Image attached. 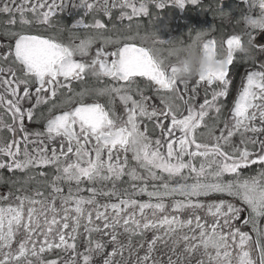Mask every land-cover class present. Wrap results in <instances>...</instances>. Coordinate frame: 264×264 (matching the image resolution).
<instances>
[{
    "label": "snow or ice",
    "instance_id": "6c2138e0",
    "mask_svg": "<svg viewBox=\"0 0 264 264\" xmlns=\"http://www.w3.org/2000/svg\"><path fill=\"white\" fill-rule=\"evenodd\" d=\"M225 4L183 84L143 20L202 0H0V264H264V0Z\"/></svg>",
    "mask_w": 264,
    "mask_h": 264
},
{
    "label": "clouds",
    "instance_id": "9594fccd",
    "mask_svg": "<svg viewBox=\"0 0 264 264\" xmlns=\"http://www.w3.org/2000/svg\"><path fill=\"white\" fill-rule=\"evenodd\" d=\"M206 34L207 29H189L187 40L182 36L173 37L164 46L167 48L165 64L171 63L175 67L176 81L189 84L201 75L221 72L227 67L222 44L218 43L214 52H205L203 44ZM236 53L245 61H254L257 56L255 45L251 41L242 40Z\"/></svg>",
    "mask_w": 264,
    "mask_h": 264
},
{
    "label": "flooded vegetation",
    "instance_id": "af4514ba",
    "mask_svg": "<svg viewBox=\"0 0 264 264\" xmlns=\"http://www.w3.org/2000/svg\"><path fill=\"white\" fill-rule=\"evenodd\" d=\"M213 3L214 0H202V6L204 10H201L200 7L195 6L188 7L184 10L171 7L165 10L153 9L154 17L158 13L160 19H154L153 23L150 24L148 22V19L144 18V27L141 29V32L143 34L144 32L159 30V34L162 39L169 40L173 37L182 36L185 40H187L189 38V29H208L212 26L225 28L226 26L221 25L219 19H214L213 17V13L211 11V6L213 5ZM232 4L233 0H226L225 7L229 11H231ZM65 20L70 23L72 21V17H65ZM227 30L229 32L231 31L230 28H228ZM224 34V31L216 33L217 36ZM242 69L243 66H241L237 71V75H239Z\"/></svg>",
    "mask_w": 264,
    "mask_h": 264
}]
</instances>
